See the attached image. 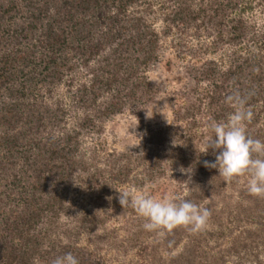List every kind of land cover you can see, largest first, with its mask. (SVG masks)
<instances>
[{"label":"trees","instance_id":"obj_1","mask_svg":"<svg viewBox=\"0 0 264 264\" xmlns=\"http://www.w3.org/2000/svg\"><path fill=\"white\" fill-rule=\"evenodd\" d=\"M165 1L157 30L148 20L149 0H0V264H50L69 252L79 264H104L77 244L103 217L87 209L72 214L68 193L75 181L77 189L99 197L110 183L106 174L117 183L127 178L126 153L108 154L99 168L81 150L84 136L101 134L104 123L125 110L136 120L141 147L151 144L138 161L147 158L148 168H190L191 182L179 197L207 207V223L218 226L215 232L178 227L144 233L129 207L131 224L141 226L126 229L129 248L149 264L223 261L208 244L222 236L231 237L227 254L264 248V198L249 194V177L226 182L204 166L215 161L211 149L204 153L212 134L207 124L227 119L233 109L225 98L233 90L248 96V135L264 141V52L240 53L238 47L261 35L243 17L245 0ZM257 3L264 9V0ZM173 27L191 29L195 38L203 34L208 43L186 50V83L174 93L172 123L152 127L144 112L157 89L146 73L159 59L160 38ZM210 47H227L223 65L201 57ZM169 141L177 145L165 148ZM226 187L237 197L224 195ZM146 235L156 242H145ZM97 238L115 239L107 233ZM182 239L180 251L163 263L158 249L169 252Z\"/></svg>","mask_w":264,"mask_h":264},{"label":"rangeland","instance_id":"obj_2","mask_svg":"<svg viewBox=\"0 0 264 264\" xmlns=\"http://www.w3.org/2000/svg\"><path fill=\"white\" fill-rule=\"evenodd\" d=\"M149 2L152 13H150L148 20L155 29L160 30L162 12L169 7V4L165 0H149ZM244 3L243 17L253 24L254 30L259 32L261 36L256 41L242 42L238 46L239 52L244 53L256 50L264 52V9L262 5L257 3V0H245ZM161 7L163 9H160ZM191 31V29L182 31L173 27L169 29L167 35L160 38L159 59L146 73L148 79L155 84L157 89L155 100L144 112V121L152 127L164 123H172L171 109L174 102V93L186 83L183 75V67L189 59L186 50L200 45L203 41L208 43L203 34L195 38L192 36ZM226 50L227 47H221L216 50L210 47L201 57L213 59L217 64L223 65L226 62L224 55ZM197 61L200 62V60ZM146 112L148 115L153 116L147 118ZM81 141V150L84 157L89 158V160L94 159L97 167L105 168L108 154L126 153L129 156L131 170L122 183H117L116 180L111 181L108 179L109 175L106 174L104 177L110 183L107 184L106 194L99 197L93 196L88 190L77 189L79 184L75 183V181L72 183L68 193V203H70L72 208L71 213L77 215L80 211L87 209L94 211L100 218L103 217L104 219V223L96 227L93 233L80 234L77 238V244L94 251V254L104 264H149L145 256H138L136 249L129 248L126 243V236H128L126 229L140 228L141 226L133 224L142 222L141 224L144 225L147 222L146 218L135 212L134 215L138 220L131 224L130 219L134 218V216H129L126 209L121 207L117 190H132L137 195L143 194L156 199L163 197L175 198L184 194L188 183L186 184L183 181L189 180V173H182L179 169L170 168L164 163L157 166V168H148L147 158L144 161H138L137 158L142 152L151 149V144H144L143 148L141 147L136 120L127 110L107 120L103 125L101 134L91 133L84 136ZM174 143L176 142L174 141ZM168 145H173V141L166 142L164 147L166 148ZM92 155L93 158L90 157ZM124 161H126V158ZM230 193L233 197H237L236 192L230 187H226L223 190L224 195ZM109 196L113 197L111 201L107 199ZM219 207V202H214V209L217 210ZM223 225L224 227H230V223L227 221ZM217 229L218 226L215 224L207 223L202 231L215 232ZM224 231H221L223 235ZM106 233L109 237L114 236L113 242L109 239L111 242L108 244L106 238L105 240L97 238V235ZM144 233H147V231ZM156 236L158 237V233ZM230 238V236H222L216 238V240H214L215 238H208V244L214 247L213 253L222 255L223 261L219 262L213 259L214 261H200L196 264H258L256 263L257 261L260 264H264L263 247H258L249 255L242 252L227 254L225 249L230 245ZM143 240L148 244L156 242L155 239L148 238L147 235L143 237ZM183 240L169 252L162 248L158 249L157 255L164 261L163 263H165L167 257L180 251Z\"/></svg>","mask_w":264,"mask_h":264},{"label":"clouds","instance_id":"obj_3","mask_svg":"<svg viewBox=\"0 0 264 264\" xmlns=\"http://www.w3.org/2000/svg\"><path fill=\"white\" fill-rule=\"evenodd\" d=\"M233 109L226 120H211L207 128L212 133L204 139V153L209 149L215 161H204V166L217 169L226 182L247 175V191L250 195L264 198V141L248 135L247 124L253 113L247 107L248 96L239 89L233 90L225 98ZM153 115L146 117L151 118ZM177 144L173 141V146ZM218 152V154H217ZM182 173H191L190 168L181 167ZM186 184L189 180L183 181ZM118 200L123 209L131 207L138 215L146 218L143 225L146 231L172 232L178 227H186L193 233L201 231L207 224L211 211L181 197L156 199L132 190L119 191ZM113 197L107 199L111 201ZM50 264H79L71 252L56 256Z\"/></svg>","mask_w":264,"mask_h":264}]
</instances>
